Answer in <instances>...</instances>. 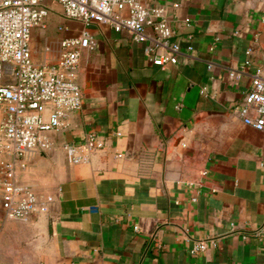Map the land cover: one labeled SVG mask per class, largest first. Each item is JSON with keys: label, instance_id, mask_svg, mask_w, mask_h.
<instances>
[{"label": "crops", "instance_id": "crops-1", "mask_svg": "<svg viewBox=\"0 0 264 264\" xmlns=\"http://www.w3.org/2000/svg\"><path fill=\"white\" fill-rule=\"evenodd\" d=\"M143 2L166 9L176 64L154 65L127 29L100 22L31 39L38 63L57 59V45L45 50L54 39L87 32L94 46L75 72L82 108L20 170L53 196L49 212L9 219L0 199V264H264V132L238 110L257 68L264 77V0ZM90 131L103 144L74 163L62 145ZM209 237L217 248L190 253Z\"/></svg>", "mask_w": 264, "mask_h": 264}, {"label": "built area", "instance_id": "built-area-1", "mask_svg": "<svg viewBox=\"0 0 264 264\" xmlns=\"http://www.w3.org/2000/svg\"><path fill=\"white\" fill-rule=\"evenodd\" d=\"M158 1V0H155ZM57 2L69 19L87 24L100 22L116 31L127 29L156 66L178 62L180 44L166 9L143 0H0V199L9 219L28 221L34 214L49 212L54 198L41 199L33 188L19 179L24 162L40 152L56 147L53 132L68 127L69 116L83 104V91L75 72L82 49L93 48L89 33L54 39L45 50L57 45L59 55L53 62L38 63L33 56L31 39L35 28H47L49 3ZM59 25L58 30H65ZM151 30V33L149 32ZM192 50V46L188 47ZM161 50H164L161 52ZM252 53V48L246 49ZM251 64L246 59L239 68L229 71L231 78H240ZM257 68L250 90L238 106L243 122L264 132V77ZM103 144L96 131L87 133L81 142H64L74 163L89 161ZM206 172H204V175ZM139 230V226H135ZM219 238L196 241L190 253L197 255L217 248Z\"/></svg>", "mask_w": 264, "mask_h": 264}, {"label": "rangeland", "instance_id": "rangeland-1", "mask_svg": "<svg viewBox=\"0 0 264 264\" xmlns=\"http://www.w3.org/2000/svg\"><path fill=\"white\" fill-rule=\"evenodd\" d=\"M50 8V15L48 18V27L47 28H35L32 32V38L37 40L38 35L42 36V40H45L46 38L50 37L52 35V32L57 30L58 25H68V20L63 12L61 13V4L57 2H51L49 3ZM63 11V8H62ZM52 19V20H51ZM63 34V32H61ZM36 42V41H35ZM34 42V43H35ZM43 46V42L41 44L37 45V47L40 49V47Z\"/></svg>", "mask_w": 264, "mask_h": 264}]
</instances>
